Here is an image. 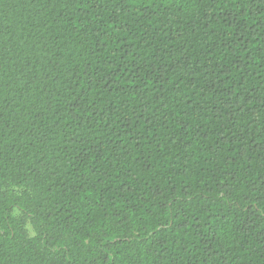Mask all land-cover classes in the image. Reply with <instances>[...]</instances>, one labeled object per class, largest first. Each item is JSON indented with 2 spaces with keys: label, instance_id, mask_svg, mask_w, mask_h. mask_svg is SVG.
Instances as JSON below:
<instances>
[{
  "label": "trees",
  "instance_id": "1",
  "mask_svg": "<svg viewBox=\"0 0 264 264\" xmlns=\"http://www.w3.org/2000/svg\"><path fill=\"white\" fill-rule=\"evenodd\" d=\"M0 264H264V0H0Z\"/></svg>",
  "mask_w": 264,
  "mask_h": 264
}]
</instances>
